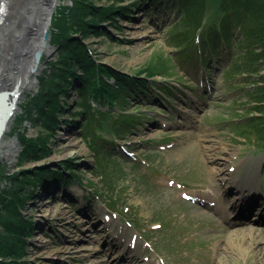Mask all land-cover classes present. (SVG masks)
Instances as JSON below:
<instances>
[{
    "label": "rangeland",
    "instance_id": "1",
    "mask_svg": "<svg viewBox=\"0 0 264 264\" xmlns=\"http://www.w3.org/2000/svg\"><path fill=\"white\" fill-rule=\"evenodd\" d=\"M174 1L124 0L117 5L125 6V13L100 24L108 35L83 40L97 62L106 67L140 77L146 76L145 71L157 73L148 77L141 95L125 94L110 112L111 117L98 126L94 114L93 119L91 115L87 121L83 119L84 106L90 104L93 109L99 105L92 94L80 93V82L72 78L80 73L76 64L68 68L67 93L58 94V127L49 131L44 126L46 118L39 119L35 109L33 116H25L17 124L43 83L50 88L57 83L51 78L52 63H57L61 52L52 46L50 55H42L37 83L20 96L3 135V141L13 140L16 149L11 158L7 157V147L2 149L0 170L5 177L0 175V186L10 189L11 178L19 169L33 174L47 170V178L51 177L49 171L60 169L65 177H71L62 166L66 163L71 164L79 181L65 180L56 194L52 180L49 185L36 180V185L23 184L19 191L25 198L22 213L25 219H33L25 229L24 253L18 263L91 264L96 256L86 251L84 257L80 250L94 246L103 250L97 259L110 256L109 247L102 249V235L95 233L98 227L84 216L87 213L93 219L94 210L106 206L115 218L112 228L124 227L127 237L135 238L137 261L131 264H264V222L229 223L188 200L192 192L201 191L220 197L226 182L223 179L228 176L236 182L251 176L257 185L260 181L264 194V102L261 112L253 110L264 99V53L260 48L264 34L258 40L247 36L262 29V7L236 0L241 7L234 12L235 21L223 29L228 42L221 41L213 53L199 50L204 33L201 28L191 33L192 46L181 26L174 29L183 17ZM95 3L104 6L113 0ZM58 4L72 6V0H59ZM199 18L204 20L201 24L209 23L207 12ZM215 18L212 25L217 23ZM192 24L198 25L193 19ZM76 38L82 40L80 35ZM233 63L239 71L233 72ZM115 81L108 78L111 84ZM258 88L260 94L255 95ZM23 135L49 136L40 152L43 160L30 162L23 157ZM41 191L50 193L43 195ZM33 202L36 204L31 205ZM61 205L67 206V216L76 219L55 214ZM72 232L78 236L71 237ZM64 245L71 249L60 255ZM111 253L115 259V251Z\"/></svg>",
    "mask_w": 264,
    "mask_h": 264
},
{
    "label": "trees",
    "instance_id": "2",
    "mask_svg": "<svg viewBox=\"0 0 264 264\" xmlns=\"http://www.w3.org/2000/svg\"><path fill=\"white\" fill-rule=\"evenodd\" d=\"M95 1L96 0H72V6L58 7L52 18L50 29L51 44L61 52L57 63H52L53 72L51 78L57 80V83L51 88L46 82L43 83L38 93L39 95L37 94L35 96L34 103L30 102V104H27L28 106L25 107L27 109L22 116H19L17 124L21 123L22 119H25V116H27V118L33 116L34 112L32 110L35 109V112L39 113V119L46 118L44 126L49 131L58 127L59 123L55 117L61 107L58 94L67 93L66 79L69 75L68 68L71 67L72 64H76V67L80 71L79 75H73L72 77L80 82V93L82 96L92 94L91 98L99 105L93 109L90 104L89 106H84L83 110H85L86 113L82 111L83 114H85L83 119L87 121V116L91 115L92 118L94 114L93 118H97V126L104 122L103 119L105 117H111L110 112L119 106L118 104L122 102V98L125 97V94L131 97L141 95L145 91L143 85H146L145 82L149 79L148 77L157 74L156 72L149 73L145 71L144 73L146 76L140 77V75L136 74L120 73L113 68L106 67V65L97 62L96 57L92 55V50L89 49L85 43H82L83 40L89 38L91 35H105L106 32L99 28L101 27L100 24L105 20L114 21L118 14L125 13L124 10L126 7L117 5L124 0H113V3L105 4L104 6H98ZM243 1L244 0L241 2ZM106 2H108V0H106ZM135 2L136 1H134L133 4H137ZM237 2L236 0H175L174 4H179L182 10L181 17H183L174 29L181 26V33L186 37V42H189L190 46H192L194 35L191 37V33L194 34L196 28H201V32L204 33H202L201 37L202 47L199 46V48L203 51L208 49L210 52L214 53L218 46H220L221 41L225 44L228 42V34H226L224 32L226 30L223 29L230 25L231 20L235 21L234 12L241 7L240 3L237 4ZM248 3L250 7H256L258 9L262 7L261 10L263 12L260 11L262 14L264 13V0H249ZM204 12H207L209 20V23L206 25L201 24L204 20L202 21L201 18L197 19L199 15L204 14ZM189 13H191V16H188ZM89 16L90 18L88 19ZM214 18L217 23L212 25L210 22H212ZM192 19L198 23L196 27L193 26ZM262 20L264 22V19ZM186 21H188L189 24L185 23ZM263 28L264 25H262V29ZM262 29L257 30V32L253 31L250 34L248 33L247 36L250 40H258V38L264 34ZM76 35H80L82 40H78ZM172 38L177 42L175 36H172ZM262 45L260 48L264 53V46ZM251 51L255 52V49ZM235 70L239 71L234 65L233 72H235ZM107 77L114 78L116 80L115 83L111 84L108 82ZM261 82L264 83V77ZM70 84L68 87H70ZM255 84L259 83L255 82ZM259 90L260 88H258L254 94H260ZM260 100H263L262 104ZM260 100L258 102L259 106H255L253 110H261L264 99L261 98ZM31 107L32 109H30ZM22 137L21 148H23V157L30 159V162L43 160L45 157L40 155V152L45 150L49 136L46 135L44 137L39 135L38 138H28L26 135H23ZM86 137L90 138V135L87 134ZM37 155L39 156L38 158L36 157ZM30 157L34 158L31 159ZM62 166L71 177H68V175L65 177L60 169L49 171L48 173L51 174V177L48 178L44 177L47 170H37V173L33 174L32 172L19 169L11 178L13 184L10 189L4 188L3 190L0 186V226L3 230L0 233V264H20L18 260L24 253L23 246L26 241L24 238L26 234L25 228L32 225L30 221L33 217L31 216L29 219H25L19 209V207L25 205V198L19 195V191L23 188V184L30 183L33 185L35 184V180L40 183L42 182V185L52 181H79V176L74 173V170H71V164L66 163ZM2 174L3 172L0 170V175L4 176ZM33 194L34 192L31 195L33 196ZM23 264H28V262Z\"/></svg>",
    "mask_w": 264,
    "mask_h": 264
},
{
    "label": "bare ground",
    "instance_id": "3",
    "mask_svg": "<svg viewBox=\"0 0 264 264\" xmlns=\"http://www.w3.org/2000/svg\"><path fill=\"white\" fill-rule=\"evenodd\" d=\"M58 3L59 0H0V116L3 117L0 122L4 125V128L0 131V156L3 154L2 149L4 147H7L8 158H11L15 152V142L13 140L3 141V135L5 134L6 127L9 125L10 120L18 109V100L20 96L25 90H30V88L37 83L36 76L41 71V62L39 64L34 62V53L40 51L42 59L43 54L50 55L52 52L53 47L51 44L50 26L52 24V15H54L58 9ZM46 31L50 33V40L47 45H43V37ZM7 93L9 96L1 95ZM3 102L5 104H3ZM222 171L224 173V169H222ZM232 174H235V172L233 171ZM245 176L241 178V180L243 189L249 190L247 191V193H249L247 198L253 197L249 199V201L258 202V196L255 195V191L260 189L257 187V179L253 180L251 176ZM232 179L233 176H228L223 180L226 181L225 184L228 186ZM52 184L53 187L60 186V183L57 181H54ZM41 193L43 194V191H41ZM31 199L35 201L37 196ZM55 200L56 198L54 197V201ZM259 200H261V198ZM35 204L36 203L33 202L31 205ZM23 207H19L21 212ZM66 209L67 206L61 205L57 211L53 212L55 214H61L64 219V216H66L69 220L71 218L75 220L76 218L74 216L71 218L67 216L68 211H66ZM97 213L98 217H100L99 211L95 209L94 214L97 215ZM90 219L92 221L94 220L91 216ZM82 224H86V222L83 221ZM38 226L37 224L34 228L37 229ZM99 231L102 232V230ZM77 233L72 232L71 237L78 236ZM98 234L101 235V233ZM82 235H87L88 239L94 240L95 238L94 236L91 237L89 233H83ZM90 244L94 245L95 241H90ZM68 249H71V247L64 245L62 249H60V255L68 254ZM102 249L105 250L104 247ZM86 251H92L91 253L96 256V259L94 258V261L90 262L91 264H109L114 260L113 257L109 255L105 258L97 259L99 254L101 255L102 253L103 255V250L101 252V249H98L96 246L90 249L80 250L81 253H79L81 255L84 254L83 256L85 257ZM86 256L91 257L92 255Z\"/></svg>",
    "mask_w": 264,
    "mask_h": 264
},
{
    "label": "water",
    "instance_id": "4",
    "mask_svg": "<svg viewBox=\"0 0 264 264\" xmlns=\"http://www.w3.org/2000/svg\"><path fill=\"white\" fill-rule=\"evenodd\" d=\"M49 40H50V33H49V31H46L45 34H44V37H43V45H47ZM33 59H34V62L36 64L40 63V61H41V53H40V51H36L34 53Z\"/></svg>",
    "mask_w": 264,
    "mask_h": 264
}]
</instances>
